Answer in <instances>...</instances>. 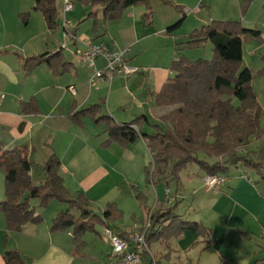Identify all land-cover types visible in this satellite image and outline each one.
<instances>
[{
	"label": "crops",
	"instance_id": "1",
	"mask_svg": "<svg viewBox=\"0 0 264 264\" xmlns=\"http://www.w3.org/2000/svg\"><path fill=\"white\" fill-rule=\"evenodd\" d=\"M34 6L35 0H0V140L8 149L28 146L36 185L46 181L44 164L55 153L61 159V174L71 193H83L90 208L101 216L110 203L116 204L119 211L115 220L84 233L83 244L77 249L73 227L52 228L67 203L53 199L42 206L39 199H32L42 221L29 223L21 231L8 228L0 208V264H6L5 253L9 250H18L25 264H119L113 244L104 233L107 225L116 234H130L142 230L154 212L169 206L174 207V227L198 222L205 230L185 227L174 235L153 239L143 264H264V169L258 173L243 162L230 164L226 182L215 190L206 185L207 174L196 163L182 170L179 181L149 183L146 168L152 155L145 139L123 147L108 141L105 124L96 123L92 116L82 117V124L71 118L74 111L104 101L102 114L118 122L147 115L151 122L144 124L147 133H154L152 124L162 123L160 117L167 109L158 107L155 97L175 76L170 68L174 56L167 64L150 65L140 59L143 51L133 49L154 36L155 20L151 25L144 20L147 6L129 7V15L135 16V20H120L124 15L108 20L89 37L81 36L78 28L73 29L81 38L109 48H129L127 61L139 68L128 78L116 73L94 85L89 84L93 68L83 64L75 53L79 43L70 42L63 50L66 48L63 20H59L56 29L62 30V37L58 38V32L49 29L46 20L26 19L23 14L30 13ZM228 14L223 15V20H229ZM69 20L74 23L72 26L76 25ZM261 20L244 23L245 27L262 32V40L244 43L243 67L254 71L264 67V16ZM174 33L162 32L166 36ZM70 46L77 59L69 57ZM59 50L70 63L63 73L55 72L47 62L30 72L26 70L25 58ZM105 67V59L99 57L96 68ZM71 85L76 87L77 94L69 90ZM253 85L263 107L261 124H264V74L255 78ZM261 139L264 137H252L241 154L256 158L264 148ZM5 197L6 174L0 169V203ZM74 211L80 214L78 209Z\"/></svg>",
	"mask_w": 264,
	"mask_h": 264
},
{
	"label": "trees",
	"instance_id": "2",
	"mask_svg": "<svg viewBox=\"0 0 264 264\" xmlns=\"http://www.w3.org/2000/svg\"><path fill=\"white\" fill-rule=\"evenodd\" d=\"M81 1L96 7L83 20L93 17V34L108 19L121 18L124 11L135 5L147 6L146 25H151L154 20L151 0ZM251 1L245 0V5ZM34 9L43 14L49 29L59 28L58 0H35ZM99 10H103L105 20L99 19ZM23 15L27 17L29 13ZM184 18L168 27L167 33L172 34L180 28ZM261 36L260 29L247 28L241 21L232 19H216L195 28L189 34L186 46L198 47L211 42L213 57L192 60L180 54L172 60L170 68L175 76L162 86L155 97L157 106L166 108L167 112L160 117L162 123L152 124L154 133L143 129L145 123L151 124L145 114L130 122H118L110 115H103L104 101L74 111L71 118L82 124V117L92 116L96 123L105 124L110 137L108 141H115L123 147H129L140 138L145 139L152 155V162L146 168L149 183L179 181L182 170L192 163L198 164L207 175H226L230 164L238 162L262 173L264 148L256 158L241 154L252 137L264 136L261 125L263 107L253 85V80L264 74V67L258 71L243 67L244 43L256 38L262 40ZM43 62L57 73H63L70 67L61 50L29 56L25 58L24 66L30 72ZM32 164L28 146L8 149L0 140V169L6 174V197L0 208L10 230L21 231L29 223L42 221L32 199H39L42 206H47L53 199L68 204L69 210L62 211L55 218L52 228L66 230L73 227L77 249L83 244L84 233L95 231L98 224L105 225L108 220L118 217L116 204L110 203L101 216L90 208L89 199L83 193L74 195L67 189L61 174L62 162L55 153L44 164L47 177L41 185L33 181ZM74 209H78L80 214H75ZM173 211L174 207L169 206L150 216L146 230L149 244L153 239L169 233L174 235L185 227L204 232L205 227L198 222H184L174 227ZM120 235L125 237L126 233ZM5 260L6 264H25L18 250L7 251Z\"/></svg>",
	"mask_w": 264,
	"mask_h": 264
},
{
	"label": "rangeland",
	"instance_id": "3",
	"mask_svg": "<svg viewBox=\"0 0 264 264\" xmlns=\"http://www.w3.org/2000/svg\"><path fill=\"white\" fill-rule=\"evenodd\" d=\"M153 1L154 0H151V2ZM72 3L74 5L73 9L65 13L63 3L59 0V19L64 20L66 16L67 18L74 20L76 25L72 26V29L78 28V33L81 36H91L93 17L87 19L91 20L88 23H85L86 21L83 20L89 17L90 12L96 7L86 5L81 0H72ZM152 4L155 20L153 26L154 29H152L154 32L152 34L154 36L144 39L142 42L138 43L137 48H133L134 50L143 51V53L140 54V59L146 61L150 65L167 64L168 61L171 62L173 56L176 58L180 54H183L192 60L199 58L212 59L214 51L211 42L198 47L186 46L189 34L195 28H200L216 19L223 20L224 18L222 17H224L223 15H225V13H229L227 19L241 21L243 25L245 21L260 23L262 22L261 18L264 16L263 0H252L249 5H245V0H156ZM187 7L189 10L186 9ZM29 12L30 13L26 19L45 20L40 11H35L33 9ZM130 12V9L124 11L123 19L120 20H135V16L129 15ZM184 16L185 18L183 19L180 28H178L173 35L166 36L165 34H162V32L168 29V27L177 23ZM98 17L100 20H105L103 10H99ZM247 17L251 20H244L245 18L247 19ZM26 19L23 17V20ZM54 31L58 32V38L62 37L61 29ZM78 33L77 37L81 38ZM63 40L66 45V48H63V50H65L67 49L68 43L71 41L66 38ZM71 47L72 46L68 49L69 57L77 59L75 55H73V51L71 52ZM177 48L180 50H177ZM237 101L235 100V102ZM261 125L264 129L263 122ZM260 141L264 143V139H261ZM66 210H69V207H67ZM74 210L73 212H75Z\"/></svg>",
	"mask_w": 264,
	"mask_h": 264
},
{
	"label": "built area",
	"instance_id": "4",
	"mask_svg": "<svg viewBox=\"0 0 264 264\" xmlns=\"http://www.w3.org/2000/svg\"><path fill=\"white\" fill-rule=\"evenodd\" d=\"M63 3L64 12L67 13L73 9L72 0H61ZM72 22L65 16L63 20L64 36L71 42L79 43L75 53L83 64H88L93 68V73L89 78V84L94 85L98 80L112 78L116 73L122 74L125 78L137 73L139 68L130 65L127 61L126 54L129 48H109L102 43L92 41L87 38H78L76 33L71 28ZM103 57L106 61L105 69L96 68V60ZM69 90L73 94H77V89L74 85L69 86ZM227 176L224 174L207 175L205 177L206 185L211 189H216L219 185L225 183ZM170 188L167 189L169 194ZM172 199V198H171ZM150 224L139 231L121 236L116 234L109 227L105 228V235L113 244V254L119 259V264H143V258L150 247L147 241L146 230Z\"/></svg>",
	"mask_w": 264,
	"mask_h": 264
}]
</instances>
